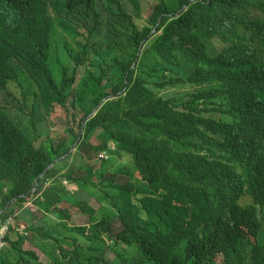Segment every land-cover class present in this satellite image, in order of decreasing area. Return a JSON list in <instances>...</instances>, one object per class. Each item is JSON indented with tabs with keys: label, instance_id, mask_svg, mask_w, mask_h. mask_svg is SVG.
I'll return each mask as SVG.
<instances>
[{
	"label": "trees",
	"instance_id": "obj_1",
	"mask_svg": "<svg viewBox=\"0 0 264 264\" xmlns=\"http://www.w3.org/2000/svg\"><path fill=\"white\" fill-rule=\"evenodd\" d=\"M13 60L35 85L19 110L52 129L30 139L0 107V211L67 156L0 264H45L26 242L50 264H264V0H0V90ZM52 210L72 242L43 231Z\"/></svg>",
	"mask_w": 264,
	"mask_h": 264
},
{
	"label": "clouds",
	"instance_id": "obj_2",
	"mask_svg": "<svg viewBox=\"0 0 264 264\" xmlns=\"http://www.w3.org/2000/svg\"><path fill=\"white\" fill-rule=\"evenodd\" d=\"M187 8V5H185L183 8H181L180 10H179V12L177 13V16L178 15H180L185 9ZM154 32V31H153ZM137 55H139V52H138V54ZM12 63H13V65H14V67L16 68V70H17V72H18V75H19V80L18 81H16V88H13V87H10V86H7V88H4V89H1L0 90V94L2 93V94H4L7 98H12V100H14L15 102H17L13 97H12V95L13 94H15V93H17L18 91H19V89H20V85H21V83H23V85H24V87H25V91L27 92V94L31 97V99H32V101H33V97H34V94H33V92H34V83L32 82V80L29 78V76L22 70V68H21V65L16 61V60H13L12 61ZM134 67V66H133ZM132 67V68H133ZM114 96L113 95H110L108 98L109 99H112ZM108 98H104L98 105H97V107L96 108H98L97 110H96V112L99 110V108L103 105V103L108 99ZM3 110H4V108L2 107V106H0ZM17 108H18V111L22 114V115H24L20 110H19V105H18V103H17ZM95 108V109H96ZM94 109V110H95ZM93 110V111H94ZM5 111V110H4ZM93 111L91 112V114L93 113ZM96 112L93 114V115H88L87 117H86V119H89V118H91V117H93L95 114H96ZM6 113V112H5ZM7 114V113H6ZM8 115V114H7ZM9 116V115H8ZM25 117H27L28 118V121H27V123L24 125V126H20L19 124H17L16 122H14L11 118H10V116H9V118L15 123V124H17L18 125V127L25 133V134H27L28 136H29V138L30 139H33L36 135H38V134H43V132H44V129L43 130H41V129H39L38 127H33L31 124H33L31 121H30V119H29V117L28 116H26V115H24ZM85 119V120H86ZM85 120L83 121V124H84V122H85ZM45 124V127H47V129L50 131L51 129H52V125H51V121H48V122H45L44 123ZM35 125H38V124H35ZM44 127V128H45ZM75 148H76V144H74L73 146H72V148L70 149V151H69V153H71V152H74V150H75ZM116 150V143L115 142H113V141H110L109 142V144H108V150L107 151H105V152H103V153H101V155H100V159H103V160H110L111 159V161H113V162H118V163H120V161H119V159L117 158V159H115L114 158V155H113V152ZM67 156V154L66 155H64L63 157H61V158H59V159H57V160H55V161H53L52 162V164H50L47 168H46V170L41 174V175H39L38 176V181L36 182V180H35V184H34V186H33V189H32V191H31V193H32V199H28V200H30V201H28L27 200V204H25L24 206H20V207H18V208H15L14 206H12V208L11 207H9V204H7L6 206H5V208L2 210V211H0V215H2L5 211H7V209H9L10 211H11V209H13V212H11L9 215H8V217L7 218H5V219H3V220H0V250H2L5 246H6V240H5V238L7 237V235H8V233H9V230L11 229V228H13L14 226H16V225H18V223H19V231L21 232V231H23L24 230V228H26L27 227V225L28 224H26L25 222H23L22 220H21V218L23 217V216H25L26 217V220L28 221V220H30L31 219V213L32 212H34L35 210H36V208L34 207V205H33V203H32V200L33 199H35V198H37V200L39 199V200H41V195H42V193L41 192H39V193H37V190H38V183H39V180L45 175V173L48 171V170H50L56 163H58L60 160H62L63 158H65ZM114 158V159H113ZM55 163V164H54ZM51 166V167H50ZM50 167V168H49ZM49 168V169H48ZM48 169V170H47ZM41 176V177H40ZM135 177L136 178H138V179H140V177H139V175H135ZM59 181L60 182H62L64 185H67V181L64 179V178H61V179H59ZM49 184H47V186H48ZM251 202H250V200L249 199H247V198H244L242 201H241V204L242 205H244V204H250ZM63 204H66V205H68L67 203H63ZM63 204H61L60 206L61 207H63ZM68 206H70V205H68ZM63 208H65V207H63ZM67 209V208H66ZM98 209V208H97ZM67 210H70V209H67ZM51 215L50 216H48V219L46 220V222H45V228L43 229V231H47V232H52L54 229V232H53V235L54 236H56V237H58L59 239H60V241H62V242H64V243H66V242H72L71 241V239H70V233H67L66 231H65V233L62 235L61 234V232L58 230L59 228H61L60 226H58V222H59V219H58V217H57V215H54L55 214V211H50L49 212ZM75 214H78V215H80V217H82V218H84L85 219V224H79V225H76V224H74V219L76 218V217H78L77 215H75ZM53 215V216H52ZM56 217L57 218V222H53V217ZM38 217H40V216H38ZM38 217H36L35 219H37ZM15 218H17V220L19 219V221H16L15 220ZM71 219H72V221H73V224H71L72 226H86L87 225V220H86V218L84 217V215H83V213L82 212H80V211H78V212H74L72 215H71ZM38 220H41V219H38ZM38 220H36V221H38ZM18 222V223H17ZM52 228H54V229H52ZM203 228L205 229V231L207 232V234H209L210 233V231H208V230H206V226H205V224L203 225ZM62 229V228H61ZM64 231V230H63ZM22 234V233H21ZM34 235H35V237H37V238H40L41 237V234H38L37 232H34ZM59 235L60 236H66L67 237V239L66 238H60L59 237ZM26 238H28V239H30L31 238V236L29 235V234H27L26 235ZM200 239H202L203 237H199ZM53 243H54V241H53ZM186 244L187 243H183L181 246H183V247H185L186 246ZM26 245H30L28 242H26L25 243V245H24V249H27V248H25V246ZM31 246V245H30ZM64 247L66 248V250L67 249H70V246L68 245V244H65L64 245ZM47 251H48V253H50L52 250H54V246L53 245H51L50 246V248L49 249H46ZM35 251V250H34ZM52 253H58V251H57V249H55ZM37 254V253H36ZM45 255L47 256V254H46V252H45ZM47 258H48V256H47ZM49 260V259H48ZM47 264H50V261L47 263Z\"/></svg>",
	"mask_w": 264,
	"mask_h": 264
},
{
	"label": "rangeland",
	"instance_id": "obj_3",
	"mask_svg": "<svg viewBox=\"0 0 264 264\" xmlns=\"http://www.w3.org/2000/svg\"><path fill=\"white\" fill-rule=\"evenodd\" d=\"M0 106H2L5 110V112L10 116V118L14 122L19 124L20 126H24L27 123L28 118L25 117L24 115H22L18 111L17 102L12 100V98H7L4 94L1 93L0 94ZM55 122L58 126H65L66 125L65 121L62 119H56ZM37 127L39 129L43 130L45 127V124L40 123L37 125ZM28 201H30V200H28ZM87 201H88L87 204H88L89 208L96 210L99 207L98 201L95 198L88 197ZM63 207H65L67 209L71 208V206H68L66 204H63ZM77 210H79V209H77ZM75 215H77L78 217H76L74 219V224H76V225L85 224L86 221L84 218L80 217V215H78V214H75ZM84 217H85V215H84ZM53 222H57V218L55 216L53 217ZM58 230L61 232L62 235L65 233V231H63L61 228H59ZM25 248L35 250V252L37 253V256L39 257V260L42 263L47 264L49 262L47 256L41 250L34 248L33 246H30V245H26Z\"/></svg>",
	"mask_w": 264,
	"mask_h": 264
},
{
	"label": "water",
	"instance_id": "obj_4",
	"mask_svg": "<svg viewBox=\"0 0 264 264\" xmlns=\"http://www.w3.org/2000/svg\"><path fill=\"white\" fill-rule=\"evenodd\" d=\"M97 109H98V108H96V109L93 111V113H92L91 115H93V114L96 112ZM54 164H55V163H54ZM50 167H51V166H50ZM50 167H49V168H50ZM49 168H48V169H49ZM48 169H47V170H48ZM41 176H42V175H41ZM41 176H40V177H41ZM37 181H38V179L36 180V182H37Z\"/></svg>",
	"mask_w": 264,
	"mask_h": 264
}]
</instances>
